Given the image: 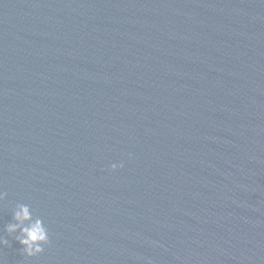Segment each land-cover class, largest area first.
Returning <instances> with one entry per match:
<instances>
[{
    "label": "water",
    "instance_id": "water-1",
    "mask_svg": "<svg viewBox=\"0 0 264 264\" xmlns=\"http://www.w3.org/2000/svg\"><path fill=\"white\" fill-rule=\"evenodd\" d=\"M0 190L4 264H264V0H0Z\"/></svg>",
    "mask_w": 264,
    "mask_h": 264
},
{
    "label": "clouds",
    "instance_id": "clouds-1",
    "mask_svg": "<svg viewBox=\"0 0 264 264\" xmlns=\"http://www.w3.org/2000/svg\"><path fill=\"white\" fill-rule=\"evenodd\" d=\"M123 167V161L111 164V169L114 171ZM7 196L6 191L0 190V202L5 201ZM8 237H12L21 245L19 250L26 257L38 256L45 251L46 246L51 244L48 224L42 216L34 212L28 203L18 202L12 208V221L7 223L0 233V248L10 246ZM0 264H4L3 260H0Z\"/></svg>",
    "mask_w": 264,
    "mask_h": 264
}]
</instances>
